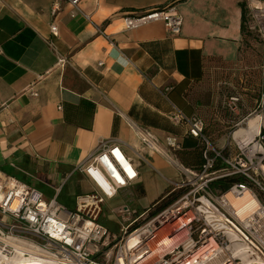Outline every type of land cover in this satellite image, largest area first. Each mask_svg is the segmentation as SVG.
Returning <instances> with one entry per match:
<instances>
[{
    "label": "crops",
    "instance_id": "crops-1",
    "mask_svg": "<svg viewBox=\"0 0 264 264\" xmlns=\"http://www.w3.org/2000/svg\"><path fill=\"white\" fill-rule=\"evenodd\" d=\"M168 6L181 17L179 35L162 23L123 30L124 17ZM79 9L71 17L63 0H0V174L34 180L46 200L65 181L57 201L73 210L91 185L68 175L100 139L115 140L139 177L110 201L137 212L170 194L182 175L137 131H150L162 149L175 138L179 148L164 150L190 170L177 153L193 138L171 115L202 118L215 138L229 122L228 97H239L242 112L261 113L264 50L242 31L241 0H80ZM73 178L72 199L63 191Z\"/></svg>",
    "mask_w": 264,
    "mask_h": 264
},
{
    "label": "built area",
    "instance_id": "built-area-1",
    "mask_svg": "<svg viewBox=\"0 0 264 264\" xmlns=\"http://www.w3.org/2000/svg\"><path fill=\"white\" fill-rule=\"evenodd\" d=\"M63 1L71 7V17L82 14L80 0ZM241 4L245 26L258 37L264 50V0H241ZM57 10L54 3L51 13ZM122 22L125 32L162 23L170 35L176 36L182 27L173 6L127 16ZM98 31L114 46L109 36ZM50 33L57 36L55 25L50 26ZM236 101L230 99L229 107ZM231 110L236 113L235 108ZM257 118L256 131L235 136L237 131L248 128L250 119ZM171 121L184 125L188 136L201 142L203 169L199 173L183 169L172 160V154L164 149L172 153L177 150L175 138L166 137L162 149L150 131L138 130L144 147L162 153L182 170L175 184L182 191L160 211H156L159 203L140 214L125 205L118 207L113 212L122 224L120 237L99 223L103 204L139 177L118 141L100 139L94 151L70 172L69 177L81 174L91 185L89 193L75 198L71 211L57 201L65 181L46 200L33 187L0 174V264L13 263L16 248L24 258L33 253L46 254L53 264H264V108L234 123L221 150L213 148L205 138L197 117L188 118L175 110ZM217 165L219 169L214 170ZM223 177H241L244 183L214 194L209 184ZM244 193L258 203L262 216L249 214L240 219L238 209L219 204L228 194L239 197Z\"/></svg>",
    "mask_w": 264,
    "mask_h": 264
},
{
    "label": "trees",
    "instance_id": "trees-1",
    "mask_svg": "<svg viewBox=\"0 0 264 264\" xmlns=\"http://www.w3.org/2000/svg\"><path fill=\"white\" fill-rule=\"evenodd\" d=\"M243 6L244 5L241 4V10H242V26L241 27H242V31L245 35L248 34V35L253 36V38L261 45V42L258 39V37L255 34L250 33L245 26V10H244ZM261 47H262V45H261ZM232 98L237 99V101L233 102L232 107H229L228 103H229L230 99H232ZM240 104H241V100L236 95H232V96L228 97L227 99H225L224 110L227 111L229 122H228V124L225 125L226 126L225 129H217L216 130L215 138L211 137L210 134L207 132L206 124L202 118H200L198 116H191V117H197L198 119L201 120V122L203 124V135L211 143V145H215L216 147L219 146L217 148V150H221V146H223V140L227 136L228 132L231 130L233 124L236 123L237 121L242 120V119L248 117L249 115L253 114L252 112L251 113L250 112H242L241 111L242 108H241ZM232 108L236 109V113H234L231 110ZM182 126H184V125H182ZM186 132H187V129H186ZM186 135L188 136V134H186ZM188 137H190V136H188ZM192 140L186 138L184 140V142L180 145V151H178L177 155H178L179 162L185 168H189L190 170L199 173L202 171L203 166H204V160L202 158L203 145L201 144L200 141L198 142L195 139H194L195 141H192ZM186 150H191V151H186ZM222 153L224 155H226L227 151L223 150ZM217 169H219L218 165L216 167H214V170H217ZM243 183H244V180L241 177H223V178L216 179V180L212 181L209 184V189L214 194H223V193L227 192L229 190V188L232 187L233 185H238V184H243ZM172 194L173 193L167 194L155 202V203H159L156 211H160L162 208L166 207L167 205H169L171 203L172 200H169L168 198Z\"/></svg>",
    "mask_w": 264,
    "mask_h": 264
},
{
    "label": "bare ground",
    "instance_id": "bare-ground-1",
    "mask_svg": "<svg viewBox=\"0 0 264 264\" xmlns=\"http://www.w3.org/2000/svg\"><path fill=\"white\" fill-rule=\"evenodd\" d=\"M259 119H250L248 122L247 129H241L237 131L235 136H239L246 132H254L257 130ZM219 204L222 206H232L242 215H238L240 219H244L246 215H254V216H262L261 211L259 210V205L256 201H253L247 193L241 194L239 197H234L232 195H227L223 201H219ZM17 251L15 260L11 264H53L54 260L50 259L46 254H36L33 253L30 255L29 258H24L20 256L19 250L16 248ZM1 257L3 254L0 253V261H2Z\"/></svg>",
    "mask_w": 264,
    "mask_h": 264
},
{
    "label": "rangeland",
    "instance_id": "rangeland-1",
    "mask_svg": "<svg viewBox=\"0 0 264 264\" xmlns=\"http://www.w3.org/2000/svg\"><path fill=\"white\" fill-rule=\"evenodd\" d=\"M225 140V139H224ZM223 140V146L225 144ZM221 146V149L222 147ZM219 147V146H218ZM218 147H216L215 145H213V148L217 149ZM175 172V171H174ZM180 172H176V176H177V179L180 178ZM75 178L71 179L68 184L66 185V188H64V191H63V195L64 194H69L68 196L70 198H74V194L75 193H72L73 190H72V186H71V183L74 181ZM22 182H24L25 184L31 186V187H34L36 189V191L38 192H41L43 191V189L40 187V185H38L37 183L34 182V180H31V179H28V178H21ZM178 181V180H177ZM176 182V181H175ZM173 187V186H172ZM177 186L174 185V187L172 188V191L170 193H173L171 196H169V200H172L174 201L176 199V196L177 194H180V190H177L176 189ZM158 195V193H154L153 196L156 197ZM153 197V198H154ZM71 199V200H72ZM117 199H115L114 201H106L103 206H102V211H101V214H100V217H99V223L101 225H103L111 234L113 235H116L117 237H120L121 236V232H120V229L122 227V224L119 222L120 218L116 215H114V209L113 208H116L118 205L116 202ZM60 203V202H58ZM143 204H140L138 206V211L137 213L140 214V213H143L146 209H148L150 207V205H147L146 209H143ZM131 207V206H130ZM129 207L130 210H133V208L131 209ZM67 211H71L72 209L70 208H67L66 209ZM1 218V217H0ZM123 226H125V224H123Z\"/></svg>",
    "mask_w": 264,
    "mask_h": 264
}]
</instances>
